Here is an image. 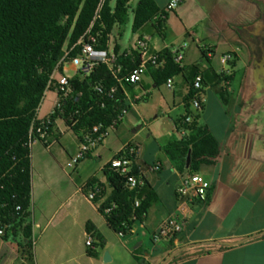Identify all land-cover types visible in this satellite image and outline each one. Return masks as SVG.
<instances>
[{"label": "crops", "instance_id": "0c3cea01", "mask_svg": "<svg viewBox=\"0 0 264 264\" xmlns=\"http://www.w3.org/2000/svg\"><path fill=\"white\" fill-rule=\"evenodd\" d=\"M169 1L156 3L165 9ZM187 1L179 0L177 8L168 13L161 36L150 37L151 47L157 51L186 42L183 72L173 77V88L161 93L158 102H153V95L165 85H157L145 72L140 82L125 88L129 108L120 123L74 168H68L67 162L77 152L79 138L62 119L54 121L49 138L57 141L50 148L39 140L31 144L35 264H264V100L260 98L264 91L261 85L255 87L258 73H253L252 51L242 35L253 38L263 32L264 0H246L233 20L220 9L214 13V9L200 6L208 7L210 0ZM200 20L207 23L199 28ZM151 31L145 25L131 42L138 35L150 36ZM131 42L126 47L120 45L121 49H128ZM228 51H233L234 65L231 59L225 66L230 71L226 80V75L221 76L224 66L220 56ZM198 54L200 60L196 59ZM192 64L198 65L204 80L199 121L218 140L219 154L198 170L210 182L208 202L189 203L192 214L182 232L175 238L155 241L160 223L178 205L176 188L186 174L174 167L163 146L181 137L176 122L186 112L184 99L194 72L189 67ZM65 67L73 72L70 66ZM237 70L241 75L236 82ZM56 99L55 91H49L37 119L52 110ZM164 117L166 129L162 128ZM126 127L134 130L126 134ZM129 141L137 145L136 162L144 167V180L156 193V200L144 221L135 219L131 232L121 235L107 225L84 186L91 178L99 180L106 187L105 198L111 187L103 166ZM34 155H42L37 168ZM150 165L159 168L153 170ZM88 223L93 225V236L103 240L94 256L87 253L85 245ZM21 238L20 231L15 237L0 236V264L23 261L18 247ZM105 252L109 254L107 261L103 259Z\"/></svg>", "mask_w": 264, "mask_h": 264}, {"label": "trees", "instance_id": "16d2710c", "mask_svg": "<svg viewBox=\"0 0 264 264\" xmlns=\"http://www.w3.org/2000/svg\"><path fill=\"white\" fill-rule=\"evenodd\" d=\"M129 1L104 0L95 15L99 0H0V220L5 225L2 237H15L18 231L21 233L18 247L23 261L20 264H35L31 222V136L37 134L38 127L51 132L57 118L70 126L79 139L93 124L108 126L116 115L129 108L125 88L133 84L125 82V77L139 64V55L136 51L121 49L115 42L113 50L120 71L113 74L99 62L84 77L77 73L72 75L69 82L80 96L64 100L59 96L61 106L51 114L47 124L44 119H37V111L49 76L65 49L73 46L89 27L96 37V45L108 48L113 29L127 22ZM169 12L160 8L156 0H138L132 8L131 31L137 33L149 25L152 29L150 37L161 36ZM77 51L78 46L71 54ZM201 53L206 58L202 47ZM231 64L234 65V59ZM189 67L194 69L193 80L200 70L197 64ZM183 69V65L174 62L169 49L164 48L158 52L156 63L147 66L146 72L160 85L167 78L182 73ZM192 80L184 99L186 112L176 122L178 130L185 129V135L163 146L174 167L187 174L198 172L202 165L212 163L219 154V142L199 121V114L192 115L189 122L183 121L190 113L188 107L195 93ZM203 81L202 74V85ZM96 85L101 86L99 91L95 89ZM112 86L116 87L115 91L108 93ZM222 91L220 88V95ZM72 120L75 123L71 126ZM189 150L190 162L186 167ZM102 170L111 187L105 198L106 187L99 180L91 178L84 187L95 193L92 201L104 215L107 225L116 233L127 235L135 219L144 221L150 205L156 200V193L144 178L141 186L129 189L126 175L120 174L109 162ZM132 172L136 173L137 169L132 168ZM136 199L139 200L137 206ZM86 229L94 232L91 223ZM102 245V238L96 236L93 248H87V253L94 256L95 248Z\"/></svg>", "mask_w": 264, "mask_h": 264}, {"label": "built area", "instance_id": "2783aa9c", "mask_svg": "<svg viewBox=\"0 0 264 264\" xmlns=\"http://www.w3.org/2000/svg\"><path fill=\"white\" fill-rule=\"evenodd\" d=\"M104 0H99L95 15H97ZM179 0H170L165 7V10L172 11L177 8ZM96 37L90 33V27L85 33L76 41V43L70 48L65 49L63 56L58 61L57 65L53 69L49 76V80L41 102L45 95L49 91H55L57 99L54 103L52 110L45 115L42 119L47 124L50 123V116L54 113L55 109H59L61 106V99H77L80 96V92H76L69 82V79L74 74H80L84 77L88 75L93 66L97 63L105 64L108 69L116 74L120 71V66L116 65V54L113 50V46L108 43V48H101L96 45ZM78 46V51L75 54H71L72 49ZM186 47V42L179 44H173L168 47L172 54L174 62L182 66L183 50ZM127 52L136 51L139 55V64L125 77V82L136 84L140 82L142 76L145 74L147 66L149 64H155L157 61V54L159 51L153 49L150 44V36L146 34L138 35L133 40L131 46L126 49ZM233 58V51H228L220 56V63L224 66L222 68V74L228 75L230 71L225 66H228V62ZM66 65L73 69V72H69L66 69ZM120 84H123L122 79L119 80ZM164 85L168 89H172L174 86L173 78L169 77L165 80ZM122 86V85H121ZM101 86L96 85L95 89L100 90ZM192 88L195 90L193 97L189 103L190 113L184 116L183 121L189 122L192 119V115L201 113L203 109L204 97L201 92L202 89V74L198 72L192 80ZM116 87L112 86L108 88V93H113ZM60 96V98H59ZM38 106V109L41 105ZM125 113L123 110L120 114L116 115L112 119L108 126H103L101 123H96L87 128L82 133V138L79 139V147L77 152L70 157L67 162L68 168H74L77 163L89 152L98 147L106 138L109 131L116 127L122 120ZM65 123V122H64ZM75 120H72L71 126L74 125ZM66 124V123H65ZM68 126V125H66ZM70 128V126H68ZM177 132L180 136L185 135V129H179L176 127ZM36 135L31 136V144L35 141H41L46 148H50L56 143V138H49L51 132H47L43 127L36 128ZM138 153L137 145L132 142L124 143L117 153L108 161L111 167L116 168L120 174L126 175V183L129 189H136L143 184V172L144 167L136 162V156ZM136 168L137 172L133 173L132 168ZM150 169L157 170L158 165H150ZM210 188V182L199 172L191 174H185L181 179L180 184L176 188V199L178 205L175 211L164 218L160 223L155 235L154 240H169L178 236L184 227L187 219L191 216L192 212L188 207V204L192 201H200L202 203L208 202V192ZM95 193L90 191L87 193V197L92 200ZM139 204V200H135V205ZM19 209V206H17ZM5 225L0 220V236H3ZM32 241L34 245V237L32 234ZM94 236L91 231H87L85 234V245L87 248H93Z\"/></svg>", "mask_w": 264, "mask_h": 264}, {"label": "rangeland", "instance_id": "374dc122", "mask_svg": "<svg viewBox=\"0 0 264 264\" xmlns=\"http://www.w3.org/2000/svg\"><path fill=\"white\" fill-rule=\"evenodd\" d=\"M137 1L138 0L129 1L130 9L128 12L127 22L121 27H115L113 29L110 35V41H109L110 45H113L114 42L116 41L122 47H126L132 41V38L134 36V33L131 31V21H132V16H133L132 8L136 5ZM190 1L191 0H188L187 2L189 3ZM194 1L200 2L202 0H194ZM210 1L211 3L208 5V7H206V4H201L200 6L204 7L205 9L206 8L214 9L213 11L214 13L215 11L217 12V9H220L228 15L229 19H232V20L235 19V17L240 13V11L246 6V0H210ZM205 23H207L205 20H200V22H198L197 24V27L200 28ZM137 34H140V32H138ZM189 44L193 46L194 43L192 41H189ZM200 58L201 56L199 54L196 55L197 60H200ZM235 75H236L235 78L237 82L241 75V70H237ZM169 90L170 89L166 88V86L165 87L160 86L159 89L156 90V93L153 95L155 97L153 102H158V99L160 98V94L161 93L165 94ZM48 94L49 92H47L45 96H48ZM123 122L125 121L123 120ZM161 122H162V128L166 129V117H164V119H162ZM111 130L109 131L110 134L113 132ZM133 130H134V127H132L131 129L126 127V134H129V132H132ZM146 134H147V131H146ZM147 142H150V141L148 140ZM39 158H42V155H34V168H37V162ZM32 161H33V153H32Z\"/></svg>", "mask_w": 264, "mask_h": 264}, {"label": "flooded vegetation", "instance_id": "af4514ba", "mask_svg": "<svg viewBox=\"0 0 264 264\" xmlns=\"http://www.w3.org/2000/svg\"><path fill=\"white\" fill-rule=\"evenodd\" d=\"M264 23V18H262ZM243 38L248 41L251 48V64L253 65V73H258V80L255 81V87L261 85V90L264 91V30L258 37H249L242 34ZM264 100V93L261 95Z\"/></svg>", "mask_w": 264, "mask_h": 264}, {"label": "water", "instance_id": "95a60500", "mask_svg": "<svg viewBox=\"0 0 264 264\" xmlns=\"http://www.w3.org/2000/svg\"><path fill=\"white\" fill-rule=\"evenodd\" d=\"M189 162H190V150H189V152H188V154H187V156H186V167L189 166ZM103 259H104L105 261L109 260V254H108V252H105V253H104Z\"/></svg>", "mask_w": 264, "mask_h": 264}]
</instances>
